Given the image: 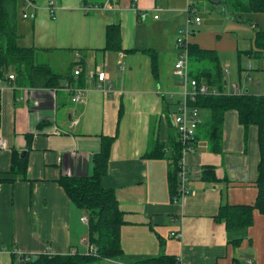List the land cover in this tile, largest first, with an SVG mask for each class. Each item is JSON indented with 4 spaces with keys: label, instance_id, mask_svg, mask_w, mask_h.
<instances>
[{
    "label": "crops",
    "instance_id": "obj_1",
    "mask_svg": "<svg viewBox=\"0 0 264 264\" xmlns=\"http://www.w3.org/2000/svg\"><path fill=\"white\" fill-rule=\"evenodd\" d=\"M31 1L33 7L18 3L17 44L37 50L38 62L64 79L58 89L20 86L8 76L0 82V137L8 146L0 152V264H11L15 252L33 257L67 255L72 250L84 254L88 228L81 219L87 216L68 199L58 180L91 176L102 137H115L102 186L114 190L124 221L123 258L104 262L128 264L166 255L184 264H234L233 259L243 256L247 264H264L263 215L253 212V225L238 247L227 243L224 225L213 220L222 204L255 202L259 154L254 127L244 130L235 112L226 113L222 148L214 153L206 138L200 140L210 123L208 112L200 110L201 126L205 119L207 127L198 128L193 149L185 156V186L191 194L174 201L168 184L170 139L176 132L170 105L176 110L181 92L173 65L180 54L176 39L185 26V9L192 7L193 19L199 7L223 13V6L210 3L211 8L201 0ZM96 6L101 9L87 13L82 9ZM238 20L226 16L209 50L220 53L227 38L239 66L234 84L242 93L264 96V72L253 71L255 66L247 63L242 76L239 65L241 53L252 47L254 30L260 28L241 27ZM232 23L236 25L228 31ZM113 24L121 31L123 51L117 53L103 51L106 27ZM191 43L201 46L194 38ZM144 50L155 53L156 74ZM219 62L222 70L227 68L222 53ZM96 66L108 74L109 93L86 79ZM77 67L82 86L80 77L73 75ZM253 74L257 83L252 82ZM244 80L253 86L244 87ZM75 86L87 91L79 103L72 102L66 89ZM231 86L225 80L223 93L234 94ZM170 96L176 98L175 104ZM155 145L163 147V158H147ZM15 155L26 160L22 178L9 173ZM205 167L214 169L211 182L202 180ZM175 233H180L179 239L172 237Z\"/></svg>",
    "mask_w": 264,
    "mask_h": 264
},
{
    "label": "trees",
    "instance_id": "obj_2",
    "mask_svg": "<svg viewBox=\"0 0 264 264\" xmlns=\"http://www.w3.org/2000/svg\"><path fill=\"white\" fill-rule=\"evenodd\" d=\"M224 9L227 6L235 16L238 13H263L264 0H221ZM19 0H0V82L7 76L14 75L18 85L28 88L58 89L64 77L55 73L45 63L38 62V52L33 48L20 47L17 44L16 10ZM236 19H241V17ZM191 18V16H190ZM252 47L241 55L262 60L264 71V31L254 30ZM189 65L194 64L191 76L197 81H203L212 91L218 95L198 96L195 105L200 110L209 112L210 123L205 129L204 138L214 153L221 151L225 115L228 112L237 114L238 122L244 130L254 127L256 130L259 161L257 164L256 188L257 196L253 205H227L219 206L213 217L215 223L223 224L226 231L227 243L238 247L245 238V231L253 225V212L257 211L264 216V96L249 93L225 94V78L219 62L218 53L214 50L201 49L197 44L188 42ZM103 51L121 52V31L119 25L113 24L106 27L105 47ZM137 50H127V53H135ZM151 58L152 71L156 74V55L151 50H144ZM203 64V67H199ZM80 77V76H79ZM8 78V77H7ZM68 79L72 84L73 80ZM9 80V79H8ZM82 86V77L79 78ZM168 105V104H167ZM121 114V112L119 113ZM40 127V125H39ZM197 137L191 142L194 145ZM115 137H102L98 154L93 158L92 173L89 177L63 176L58 184L73 205L87 216L88 244L97 249L96 255H54L40 254L35 256L23 255V260L18 261L14 254L11 264H94L95 261L117 262L123 258L121 247V227L124 224L123 214L119 209L114 190L105 189L102 180L107 172L111 148ZM172 151L168 158L170 169L168 184L171 199L179 200L178 172L181 156V145L178 135L170 139ZM163 147L153 146L147 158H163ZM26 160L15 155L11 161L9 173L24 177L26 172ZM188 171V169H187ZM8 174V173H7ZM214 169L205 167L202 170L203 181H213ZM9 179H5L8 181ZM234 264H243L241 260L233 259ZM128 264H178L175 257L158 256L136 259Z\"/></svg>",
    "mask_w": 264,
    "mask_h": 264
},
{
    "label": "built area",
    "instance_id": "obj_3",
    "mask_svg": "<svg viewBox=\"0 0 264 264\" xmlns=\"http://www.w3.org/2000/svg\"><path fill=\"white\" fill-rule=\"evenodd\" d=\"M24 4L33 7L31 0H22ZM136 1V0H134ZM85 13L90 10H99L100 6H96L94 8L86 7L82 8ZM49 11L52 13V8H49ZM194 12L190 5L185 9L186 21L184 28L179 32V35L176 39V46L180 50V54L173 65V74L179 79L181 85L180 92V100L176 104V112L172 116V123L174 129L178 135L179 142L181 144V156L179 161V172H178V193L179 200H182L184 196L191 194V191L185 186L188 181V171L185 164V156L187 153L191 152L193 146L191 147V142L194 140L197 130L201 125L200 119V109L195 105L198 96H206L209 94L218 95L219 93L216 91H212L208 88V86L203 81H197L193 78L189 73V60L187 55V45L189 42V24L195 23L199 24L200 19L190 18L191 14ZM26 18V15L23 16ZM78 56V54H75ZM73 75L78 78L81 75V68L77 67L74 70ZM8 79L10 81L14 80V75H9ZM86 79L89 83H96V89L100 90L103 93H109L110 87H106L105 84L108 82V74L105 72L104 67L96 66L94 70L87 72ZM250 82L251 79H248ZM71 92L72 97L71 100L73 103L81 102L82 97H84L87 93L86 89L80 86H75L72 88H66ZM234 94H241L242 91L237 88V86H233ZM54 91V90H53ZM171 97V96H170ZM1 107V105H0ZM1 116V110H0ZM8 146L6 141L0 137V152L7 150ZM81 221L84 224H87V218H82ZM180 233L172 234L174 239L180 238ZM77 252L75 250L70 251L67 255H75ZM97 249L88 244L84 255H96ZM16 254L13 253V255ZM17 260L22 261L23 255H18ZM178 264H184L182 260L179 258L176 260Z\"/></svg>",
    "mask_w": 264,
    "mask_h": 264
},
{
    "label": "rangeland",
    "instance_id": "obj_4",
    "mask_svg": "<svg viewBox=\"0 0 264 264\" xmlns=\"http://www.w3.org/2000/svg\"><path fill=\"white\" fill-rule=\"evenodd\" d=\"M202 2H204V4H207L209 7H211V4H215V3H220L223 6V13L221 10H214V11H206V6L203 7H199L200 13L198 14V11L196 13V17L199 18L202 23L200 24L201 26L199 27V25L195 24V23H190L189 24V41L191 42V40L194 38L195 40H198L199 43L201 44V46H199L201 49H205V50H209L211 48H209L211 46V44H216V33H218V31L221 28V22H225L226 21V16L231 17L232 20H234V14L231 12L230 8L227 6V9H224V5L222 4V2H211L213 0H201ZM190 3L192 4V2L190 1ZM197 4V3H196ZM219 4V5H220ZM212 8V7H211ZM221 8V6L219 7ZM241 16H235L237 18L241 17V19H239V24L241 27H249V25H253V24H257L259 26V28L261 30L264 31V12L263 13H238ZM236 22V21H235ZM236 24L232 23L230 24L228 31L232 29V26H234ZM210 29V30H209ZM210 33H213V35L211 36ZM213 38V39H212ZM225 43L223 44V46L221 48H219L220 53H218L221 55V53L224 55V57L226 58V60L228 61L226 63L227 68L223 69V74H224V78L225 80L228 81V83L231 86V88H233V86H238L234 83H236L238 81L237 78V71H238V62H237V54L235 52V50L232 51L233 46L230 44V42L227 40V38L225 39ZM219 42H222L221 39L219 40ZM213 50V49H212ZM240 59H241V63L239 64L241 66V73L243 76V70H245L247 63H252L255 67L253 69V71L257 72L259 70H262V60L258 59V58H254V57H248L246 55H240ZM249 64V65H252ZM55 70H57V66L55 65ZM190 69H194V72L197 71V67L192 63L190 64ZM58 71V70H57ZM263 71V70H262ZM264 72V71H263ZM257 75H252L251 79L253 83H257ZM251 82V83H252ZM251 83H246V81H243V85L244 87L248 85V87L253 86L251 85ZM234 84V85H233ZM250 92V91H249ZM225 94L226 91L224 92ZM251 94V92H250ZM171 102L177 101L176 98L174 99V96L171 97ZM180 100V99H179ZM175 104V102L173 103ZM175 106L174 105H170V109L171 112L175 113L176 110L174 109ZM207 111V110H205ZM208 112V111H207ZM209 114V112H208ZM208 120L206 121L204 119L203 121V125L201 126L202 129H205L207 126ZM202 134L200 136V140L202 141L204 137H202L205 132L202 130V132L200 133ZM199 134V135H200ZM243 264H247L245 257L243 256L241 258ZM94 264H112V263H107L104 261H95Z\"/></svg>",
    "mask_w": 264,
    "mask_h": 264
},
{
    "label": "water",
    "instance_id": "obj_5",
    "mask_svg": "<svg viewBox=\"0 0 264 264\" xmlns=\"http://www.w3.org/2000/svg\"><path fill=\"white\" fill-rule=\"evenodd\" d=\"M25 154V152H23L21 155H24ZM35 259H36V257L34 256L33 258H32V261H35Z\"/></svg>",
    "mask_w": 264,
    "mask_h": 264
},
{
    "label": "bare ground",
    "instance_id": "obj_6",
    "mask_svg": "<svg viewBox=\"0 0 264 264\" xmlns=\"http://www.w3.org/2000/svg\"><path fill=\"white\" fill-rule=\"evenodd\" d=\"M187 50H188V47H187ZM188 52V51H187ZM181 145V144H180Z\"/></svg>",
    "mask_w": 264,
    "mask_h": 264
}]
</instances>
